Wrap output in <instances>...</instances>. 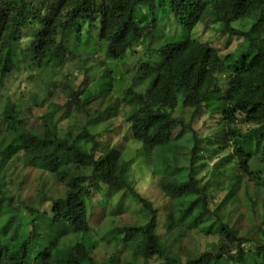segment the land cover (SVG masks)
Returning a JSON list of instances; mask_svg holds the SVG:
<instances>
[{
	"label": "trees",
	"instance_id": "obj_1",
	"mask_svg": "<svg viewBox=\"0 0 264 264\" xmlns=\"http://www.w3.org/2000/svg\"><path fill=\"white\" fill-rule=\"evenodd\" d=\"M142 11L145 20L140 21ZM168 18L175 19L179 30L163 33L159 40V26ZM200 28L204 34L214 31L215 40L203 39ZM82 35L88 39L98 35L107 59L123 64L139 42L145 45L139 50L145 60L126 70L131 83L117 97L123 99L117 111L123 113L132 138L150 154L154 151L150 155L154 170L165 172L159 187L169 202L164 220L168 237L157 232L160 209L135 190L122 152L103 147L102 133L109 129L94 130L98 111L86 108L114 84L111 67L100 71L98 84L77 90L46 75L65 60L86 56L81 45L75 50L71 46L72 39L81 40ZM224 37L228 42L233 37L243 40L238 52L220 54L214 42ZM156 59L158 64H153ZM21 70L25 77L19 80ZM224 75H228L225 88ZM14 77L19 83L12 92L7 81ZM60 91L66 95L63 105L55 101ZM46 103L51 107L40 117L39 126L29 125L28 114ZM179 106L192 109L194 116L201 111L215 116L220 128L215 143L231 142V151L212 170L214 177H230L225 200L235 202L236 191L244 182L248 186L245 174L253 157L261 164L255 169L256 189L264 192V145L261 155L247 149L264 129V0H0V167L24 154L30 167L52 175L66 188L64 195L49 201L44 228L38 223L42 209L29 207L26 217L21 214L25 201L13 205L14 196L0 188V211L16 210L13 213L21 214L20 221L25 220L21 223L30 229L15 247L2 244L0 238V264H100L85 240L90 229L85 196L93 181L129 188L148 213L145 224L130 228L119 241L135 246L127 264H154V258H159L156 264H264L262 238L239 235L221 215L217 214V221L210 218L211 180L201 183L196 175L202 139L191 123L175 116ZM64 109L74 116V124L69 134L61 136L55 116ZM244 122L253 128L244 132ZM189 131L193 132L192 163L184 179L173 176L178 168L170 171L165 157ZM233 165L238 167L234 176ZM6 223L3 235L13 229L17 233L18 226ZM193 228L218 233L219 240L211 250L199 255L186 252L184 258L182 239Z\"/></svg>",
	"mask_w": 264,
	"mask_h": 264
},
{
	"label": "rangeland",
	"instance_id": "obj_2",
	"mask_svg": "<svg viewBox=\"0 0 264 264\" xmlns=\"http://www.w3.org/2000/svg\"><path fill=\"white\" fill-rule=\"evenodd\" d=\"M145 11L139 13V20H145ZM164 25V26H163ZM157 39L160 40L162 34L174 33L179 30V27L174 18H168L164 22H161ZM199 35L203 39L215 40L216 33L214 31L202 33L200 28ZM220 51V54L227 55L230 52H238L239 46L243 44V40H239L237 37L227 40V37L221 38L214 42ZM86 56L77 61L65 60L58 69L51 74L46 72V75H53L58 81H62L68 85H71L76 90L79 88H86L95 86L98 84V77L101 75V70H105L106 66H110L112 71L111 76L114 77V84L105 89L102 96H98V99L86 108H93L92 113L98 111V115H95V122L93 125L96 132H102L105 134L106 143L104 148L112 146L122 152L123 159L128 161L130 165L129 175L131 181L134 184L135 190L142 196L148 198L153 204L160 209V223L157 232L161 235L168 237L167 230L164 227V220L167 215L169 202L164 196L159 187L160 178L165 172L155 171V167L152 164L151 152L141 143L132 138L130 126L124 121L123 113L117 111L120 105L123 103V99L117 97L124 95V89L130 85L131 81L126 75L127 68H136L141 62L145 60V55L139 50L145 48V45L139 42L138 48L132 50L127 58V64L114 62L107 59L105 56L103 47L99 42L98 35L94 36V39L87 38L82 35L81 40L74 37L71 41L73 50L80 46ZM158 64V59L152 62ZM23 66V64H22ZM23 70L20 71L18 76L19 80L25 77ZM222 87L225 88L227 84V76H222ZM17 80L11 78L7 81V87L12 88V92L17 89ZM121 96V97H122ZM59 104L66 102V95L60 91L55 98ZM110 106L114 109L108 110ZM50 104L34 108L33 114L29 116L28 123L32 126H39L40 117L50 108ZM194 112V111H193ZM192 109L182 108L179 106L174 114L181 117L189 124L191 123L193 129L198 132L202 142L200 146L203 148L200 153V158L196 165V175L201 183H208V195L210 198V206L213 211L210 218L213 221H217V214L221 215L224 222L229 223L233 229L239 231V235H246L250 238H262L264 241V192L257 190L258 182L255 177L258 176L257 171L261 167L258 158L250 160V171L245 174V179L249 184H242V186L236 191L237 200L233 202L230 198L225 200L229 193V178L228 175L214 177L212 170L216 167V162L223 155L231 151V142L226 144H216L220 128L215 116H211L207 112H199L196 116L193 115ZM75 114V113H74ZM84 114L81 117L84 119ZM81 118V119H82ZM82 119V120H83ZM56 127L58 133L61 136L69 134L72 129L71 125L74 124V116H70V111L66 109L60 111L55 116ZM242 130L249 131L253 128L252 123L244 122L241 125ZM193 132L189 131L185 133L175 149L167 151V162L170 165V171L178 168V171L173 173V176H179L180 178L187 179L189 177L191 163H192V147H193ZM261 142L257 144V142ZM178 142H175V146ZM262 144L264 145V129L257 133L250 143L247 144V149L251 148L252 154H257L260 151L263 152ZM227 148H223L224 146ZM260 146V147H259ZM102 147V146H101ZM103 148H100V151ZM262 149V150H260ZM28 157L24 154L14 156L8 163L7 167H0V188H4L6 192L14 196L13 205L18 206L20 200L25 201V206H22V215L29 216V207L42 209V216L39 217V224L41 228H44L45 221L48 220L46 214L47 206L50 204V200L62 196L65 194V186L56 181V179L45 172L38 171L30 167L27 163ZM155 161L159 165L160 160L155 158ZM167 164V165H168ZM165 165L166 167H168ZM225 170V169H224ZM238 171V167H232L231 175L234 176ZM6 172V173H5ZM85 172L90 174L91 170L86 169ZM6 174V175H5ZM250 176H249V175ZM90 194L85 196L88 206V218L90 222V229L85 236V240L88 249L94 259L100 264H127L128 260L132 259L134 255V244L131 242L128 245L119 243L124 234L132 227L143 225L149 220L148 213L143 211V207L139 199L133 195V192L126 187H113L105 185L103 183H96L93 181ZM98 184L99 187H95ZM247 186V187H246ZM1 195V189H0ZM212 199V200H211ZM16 210H3L0 211V238H3V243H8L11 247L16 246L17 239L20 236L27 235L30 229L22 222ZM26 219V218H25ZM10 221V224L18 226L17 233L11 232L3 235L2 229L8 225L6 222ZM10 229V228H9ZM219 240L218 233H205L196 229H191L184 234L182 239V245L184 250L182 256L185 258L186 252H192L194 254H201L205 250H211V244ZM248 247L251 248L250 245ZM154 264L159 262V258L152 259Z\"/></svg>",
	"mask_w": 264,
	"mask_h": 264
}]
</instances>
